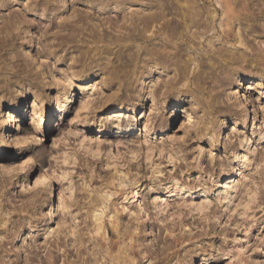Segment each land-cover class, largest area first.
Masks as SVG:
<instances>
[{
    "label": "rangeland",
    "instance_id": "obj_1",
    "mask_svg": "<svg viewBox=\"0 0 264 264\" xmlns=\"http://www.w3.org/2000/svg\"><path fill=\"white\" fill-rule=\"evenodd\" d=\"M152 2L164 1L0 0L3 263L57 256L63 239L68 264H113L94 219L104 212L118 264L135 259L132 243L137 264H264V15L234 26L255 61L221 76L203 47L192 90L179 72L197 68L192 51L172 61L175 45L161 47L172 53L161 64L135 41L112 40ZM104 32L112 38L98 43ZM217 39L222 60L241 52ZM180 235L197 238L175 244Z\"/></svg>",
    "mask_w": 264,
    "mask_h": 264
},
{
    "label": "bare ground",
    "instance_id": "obj_2",
    "mask_svg": "<svg viewBox=\"0 0 264 264\" xmlns=\"http://www.w3.org/2000/svg\"><path fill=\"white\" fill-rule=\"evenodd\" d=\"M163 1H164L163 4L161 6L159 5L160 7L155 5V6H157L156 7L157 9L154 7V4L152 2L151 4H153V5H152L151 9L154 7L153 10L154 9L155 10L149 11L147 13L145 12L146 14H144L142 17L134 18L131 16L132 17L131 20L133 22L132 27H130V25H127V27L129 26L128 28L125 27V29L127 31L130 30V32L128 31L130 34L129 35H125V34L123 35L122 34L123 32L122 33L119 32L122 35L119 34L118 38H116V36H118V35H113L112 37L114 38V36H115L114 39H116V40H114V39H112V40L113 41H122V42L124 41L125 44L130 42V41H132V42L135 41L136 45L135 44H132V45H135V47L137 48V53L145 52L146 55L160 56L161 58H158V59L155 56L154 57H155L156 61H158L161 64H163L162 59H166V58L168 59L169 58L168 56L172 55L171 52H170L171 54L165 53L166 54L165 55L164 52H166V51H164V49L162 50L164 52L161 53V55L159 53H157L160 51L161 47H166V46L173 47L175 45L174 48H175L176 52L172 55L174 57L170 58L171 60H172V58L175 60L177 58L179 59V57L182 54L181 50L184 47L187 49L188 52L192 51L193 54L196 55V57L194 58V60H195L194 63L196 62L195 65L199 69L202 67H203V69H205V66L208 64L206 62L207 57L205 56V54L209 53L208 57H209V59H211V61H214V60L219 61L218 62L219 66L216 65L215 62L214 63L217 66L215 70L218 71L219 74H221V76H222V74L225 75V72L230 69V66H233V65L238 66V65H243V64L247 65V63L249 66L253 60L255 61V58L253 55V53H254L253 48L252 49L250 48L251 50H249V51L246 50L248 48L241 51V45H245L246 43L243 44L240 36L238 34H236L237 32L236 33L234 32L235 31L234 26L243 25V23H245V22L247 23L249 21L254 22L256 19V16H257L256 15L257 11H259L258 13H261L262 15H264V9H262V8H264V7H262L263 5L261 6V8H259V6L261 5L260 2H262V0H174L173 2L172 1L169 2V1H165V0H163ZM148 5L150 6V4H148ZM171 10H173L175 12H173ZM125 23H127V22L125 21ZM139 24H141V27L139 26ZM124 26H125V24H124ZM124 26L122 25V27H124ZM248 28L250 29L251 27H248ZM118 29H119V27H118ZM121 31H123V30H121ZM91 32L92 31H90V33ZM108 34H110V32ZM108 34H107V32H104L102 34V36L100 34L99 36H101L102 40L98 39L100 37H96L98 43L100 41L106 42L110 36V35L108 36ZM94 37H95V35H94ZM112 37L110 36V38H112ZM213 39H217L219 42L227 44V45H228V43H232L233 46L235 48L240 49L241 52L236 53V52L231 51L232 53L227 56L228 60H226V57H224L225 58V61H224V60H222V57L225 55L223 52L224 48H221L220 47L221 45L218 47H217V45L211 46V44H214L215 42H217L216 40H214L215 42L212 41ZM127 47H128V45L125 46L124 48L129 50L130 47L129 48H127ZM203 47L204 48L205 47L210 48L211 51L206 50L207 52H205V54L203 53L204 54L203 55L202 52H200ZM213 47H214V49H213ZM222 47H224V46L222 45ZM100 49H101V47H100ZM126 49H124V50H126ZM133 50H135V49H133ZM117 51H118V49H117ZM130 51H132V50L130 49ZM170 51H171V49H170ZM113 52H114V50H113ZM114 53H113V55H114ZM120 53H122L121 49H120L118 54H120ZM155 53H157V54H155ZM142 55H143V53H142ZM142 55H141V57H142ZM116 56H118L117 53H116ZM137 56H139V54ZM156 61L154 60V63H156L155 66L159 64ZM172 61H174V60H172ZM186 61H187V59H186ZM191 61H192V58H191ZM167 62H168V60H167ZM173 64L175 66L176 63L173 62ZM186 65H187V63H186ZM187 66L183 65L181 68L182 70L179 68L181 71H179L177 68V70L179 72H182L180 74V79L184 80V81L187 80V82L191 86V87L190 86L189 87L192 88V90H196V89H198L197 84L200 82V79H201L202 69H200V72H197V70H196L197 68L194 69L195 71H193V70L189 69V67H191V66H189V67H187ZM176 67H177V65H176ZM233 68H234V66H233ZM168 69H169V66H168ZM214 73H216V72H214ZM241 73H242V71H241ZM230 74H233V73H230ZM216 76H218V73ZM177 78L179 79V77H177ZM173 79L175 80V78H173ZM174 83L172 85H171V83H169V85H170L169 87L174 88L175 87ZM182 85L184 87V84H182ZM241 85L242 84L240 83L238 86H241ZM170 88H168V89H170ZM190 92H193V91L190 90ZM37 102H39L38 97L36 98V100L32 104V107H34L35 105L37 106ZM66 109H67L66 106H64L62 113ZM117 112L120 113L121 110L119 109V110H117ZM119 113H117V114H119ZM120 116L121 115H114L113 117L116 118V117H120ZM4 117L8 118V117H10V114H6ZM118 129H119L118 134H126V133H129L131 131L130 129H132V128H130V127H128V128H122L121 127L120 128L119 127ZM235 173H237V172H231L230 174H227V175L229 177H231V176H235V175L239 174V173H237V174H235ZM134 197H136V194L134 195ZM105 218L106 217L104 216V212H102V214L95 215L94 219H95V223H97V225H96L98 228L97 230H100L104 234L105 240L107 241V243H109L110 245H113V264H118V262L120 260H122V258H124L123 256H125V255H124V251H122L120 249L116 250V245L119 242L118 240L115 239L116 234H118V230L116 231L117 225H115L114 222L112 223V226H114V228H115V233L113 234V238H111V236H110L111 234L109 232ZM110 219H112V217H110ZM139 234L140 233H138L137 235H139ZM127 235H129L127 238H130L131 241L135 240L134 239V233L132 235H130V234H127ZM196 238H197V236H189L187 238V240H185V239H183L182 235H180L179 237H175L172 240H173V242H175V244H178V243L183 244L185 241L193 242V241H195ZM117 239H118V237H117ZM62 240L63 239L57 240L58 241V242H56L57 244L55 243L57 245L56 248L58 247L59 252H61L60 254L58 252L59 255L54 256L52 254V252H53L52 249H51L52 252L47 249L44 256H39L38 253H37L38 256H36V254H34V257L33 256L29 257L28 260H26L25 264H54V263L56 264V262L60 261V260H61V262H63V264H68L69 259H70L68 257V255H70L69 254L70 251L68 250L69 248L67 249V247L65 246V243H63ZM78 241H79V238H78ZM121 242H123V241H121ZM55 244H54V246H55ZM132 244H130L129 249H130V253L132 254L133 258H135V259L132 260L130 264H137L136 259L138 258V252L139 251L137 250L138 248L136 249L134 247L135 245L133 246ZM64 246H65V248H61ZM76 249H78V250H76V252H78V256H79V254H81L80 250H79V248H76ZM45 250H46V248H45ZM35 251H37V250H35ZM199 251H201V250H199ZM0 253H2V252H0ZM43 253H42V255H43ZM115 253H117V254H115ZM27 256H29V255H27ZM2 259H3V257H2ZM0 264H5V262L3 263L1 260ZM72 264H73V262H72Z\"/></svg>",
    "mask_w": 264,
    "mask_h": 264
}]
</instances>
